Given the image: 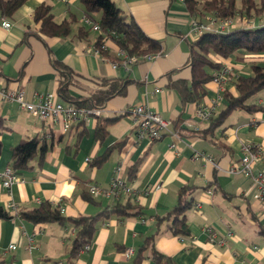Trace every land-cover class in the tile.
I'll return each instance as SVG.
<instances>
[{"label":"crops","instance_id":"1","mask_svg":"<svg viewBox=\"0 0 264 264\" xmlns=\"http://www.w3.org/2000/svg\"><path fill=\"white\" fill-rule=\"evenodd\" d=\"M113 1L147 36L161 42L163 52L158 58L114 68L118 61L95 53L99 33L88 31L86 37H79L85 16L80 0H28L11 17L0 12V90H23L28 101L38 94L52 93L64 105L72 104L59 95L65 69L58 70L55 61L70 70L69 95L76 99L98 90L104 79L125 82L124 93L107 100L102 109L104 118L125 114L110 126L103 144L95 139L96 117L85 124L87 131L79 138V129L65 133L60 123L41 120L17 103L0 98V116L8 127L0 136V171L11 166L12 149L22 140L39 138L48 146L42 162L37 158L29 170L19 173L23 182L10 190L0 182V204L7 210L9 204H15L19 211L48 201L62 206V215L69 220L63 225L35 224L20 216L0 219V264H136L141 256L139 264H157L150 247L141 252L150 238L173 264H264V204L254 199L248 178L227 172L249 144L262 149L263 157L255 170H264V109L253 113L235 110L216 126L212 136L203 138L199 133L209 121H199L195 116L197 104H184L174 87L181 80L191 82L192 45L198 38L191 30L192 15L185 3ZM43 4L51 7L58 23L76 19L70 36L48 37L40 32L34 14ZM4 20L11 22L10 29L2 26ZM240 21L243 26L251 20L242 17ZM119 49L115 40L108 41L114 59H118ZM223 64L236 75L251 74V64L236 56ZM206 88L207 95L200 104L206 107H211L218 96L223 97L225 90L236 94L232 83L222 90L211 81ZM250 103L264 108V90ZM138 105H147L171 122L162 139L138 140L132 115ZM223 107L224 99L215 107V117ZM123 142V147L115 148L100 162L111 147ZM141 158L136 174L130 176ZM118 166L123 167L122 178L137 193L131 200L138 209L100 219L90 250L70 261L76 235L71 220L98 215L129 199L90 200L88 185L108 186ZM187 186L195 189L193 204L185 213L190 234L177 236L159 218L175 208L180 190ZM208 226L216 230L219 239L229 233L232 236L223 245L212 242L204 230ZM11 245L17 248L12 250ZM128 249L133 251L130 257L126 256Z\"/></svg>","mask_w":264,"mask_h":264},{"label":"trees","instance_id":"2","mask_svg":"<svg viewBox=\"0 0 264 264\" xmlns=\"http://www.w3.org/2000/svg\"><path fill=\"white\" fill-rule=\"evenodd\" d=\"M28 0H0V12L4 17H11ZM188 11L192 15V20L200 22L206 21L208 17H219L222 19H234L237 15L246 17L250 22L246 25L235 26L224 33L206 32L198 36L192 45V58L190 68L192 71L191 82L179 81L174 84L178 90L184 104L196 103L200 106L201 100L207 95L206 85L214 78V74L221 72L228 66L223 61L229 57L236 56L238 59L251 64V74L248 76L231 74V82L234 84L236 94L223 93L224 107L218 116H214L209 121V126L199 134L203 138L212 136L214 129L231 112L243 110L249 113L263 110L264 108L250 103L252 98L264 90V0H243L242 7L238 8L236 0H183ZM86 17L98 23L101 33L98 36L95 48H101L102 39L105 35L110 36L119 47L129 56H136L140 61L148 54H162L161 42L147 36L140 26L119 7L113 0H80ZM255 19L259 21L255 25ZM34 20L40 23V32L48 37H68L71 35L72 24L75 18L58 23L55 21L51 7L47 4L40 5L35 10ZM254 23V24H253ZM91 31L83 25L79 30V37H86ZM243 52V53H242ZM102 58L116 60L119 63L121 58L114 59L108 50H100ZM216 57V60L212 58ZM58 70H64V79L60 82L59 95L69 103L85 107L89 110L103 109L105 103L110 98L124 93V81L119 79H104L102 85L88 97L76 99L69 95L68 87L71 82L68 77L71 74L69 69L63 67L59 62H54ZM233 70V69H232ZM125 114L115 117H96L95 139L103 144L109 135V128ZM74 128L79 129V138L87 131L84 122L76 124ZM8 129L5 119L0 116V136ZM72 129V130H73ZM125 142L111 147L100 159L103 162L110 152L115 148H121ZM2 141L0 140V153L2 152ZM48 146L41 143L39 138L22 140L12 149V162L10 168L18 175L31 168L33 160L39 158L42 162L47 152ZM142 162V158L133 165L130 176H134ZM131 178V177H130ZM194 187H183L179 192V198L175 208L165 217L159 218V222H167L168 229L177 236H187L190 234L185 213L192 206ZM95 198L90 196V200ZM138 207L133 204L131 197L126 202H119L106 208L102 213L95 216H79L71 220L76 229V235L70 250V261H74L83 251L86 245L91 244L97 230L100 219L110 217V215L132 214ZM141 212V211H138ZM20 216L35 224H47L58 222L65 225L69 220L65 218L59 207L52 205L48 201L42 202L39 206L29 210H19L17 214L12 213L0 204V219H11ZM154 239L150 238L142 247L141 252L148 247L151 248L152 258L157 264H173L164 254L159 252L154 246ZM143 256L139 257L136 264H139Z\"/></svg>","mask_w":264,"mask_h":264},{"label":"built area","instance_id":"3","mask_svg":"<svg viewBox=\"0 0 264 264\" xmlns=\"http://www.w3.org/2000/svg\"><path fill=\"white\" fill-rule=\"evenodd\" d=\"M83 23L91 31L95 33H101L100 25L94 22L91 18L84 16ZM235 21L234 19H222L219 17H208L206 21L200 22L193 19L191 21V30L197 35L200 36L206 32H216L224 33L234 28ZM2 26L6 29H10L12 24L8 20H4ZM112 38L108 35H105L102 39L101 48H95V53L100 56V50H108V41ZM119 57L122 59L120 63L113 64L114 68H117L119 65L125 68H128L130 65L139 62V59L136 56H129L121 48L118 52ZM160 54H148L143 57L144 60H154L158 58ZM233 70L231 67H226L221 72L214 74L212 82H214L220 89H224L226 86L231 84V74ZM0 98L4 102H15L18 106L31 114L34 117H37L44 121L58 122L62 126L63 132H70L73 127L81 122L85 124L89 122L92 118L101 116V109L89 110L85 107L77 106L74 104L64 105L63 103L57 100V95L55 94H38L33 100L28 101L25 98V93L23 90L10 91L7 89L0 90ZM223 101L222 95L218 96L213 102L211 107H206L200 105L196 108L195 116L199 121L208 122L214 115L215 107ZM133 115V125L134 130L137 135L138 140H149L155 141L160 140L164 137L170 129L171 122L162 118V116L151 110L147 105H138L132 109ZM174 147V145H172ZM203 156V155H202ZM204 157V156H203ZM263 157V152L261 148L255 147L252 144L246 145L243 148L242 156L239 162H234L231 164L227 172L229 174H242L251 181V189H253V197L257 201L264 204V170H255V165L257 161ZM207 161L212 162L214 165L215 162L208 157H204ZM87 162H90L91 159H86ZM217 166V165H216ZM123 171L122 166H118L114 170V176L110 181L109 185L104 187L99 183H90L88 185V193L93 198H115L119 199L120 197L132 198L136 196L134 189L127 185V181L122 178L121 173ZM24 179L14 172L10 167L6 168L3 171H0V182L3 187L10 190L14 184L23 182ZM211 193V191H210ZM60 208L61 213L64 212L63 207L57 206ZM8 210L12 213L17 214L18 208L15 204H9ZM212 242H217L220 245L226 243L227 239L232 235L229 233L225 237L218 238L216 230L211 227H205L204 229ZM33 243V239H31ZM185 241V239H182ZM16 245H11L10 249L15 250ZM91 248V244L85 246L82 252L88 251ZM133 251L128 249L126 251V256L130 257ZM58 264H63L62 262Z\"/></svg>","mask_w":264,"mask_h":264},{"label":"rangeland","instance_id":"4","mask_svg":"<svg viewBox=\"0 0 264 264\" xmlns=\"http://www.w3.org/2000/svg\"><path fill=\"white\" fill-rule=\"evenodd\" d=\"M242 1H243V0H236V5H237L238 8H241V7H242ZM240 20H241V18H240L239 15H237V16L234 18V21H235V25H234V27L240 25V23H241ZM253 24H254V23H253Z\"/></svg>","mask_w":264,"mask_h":264}]
</instances>
